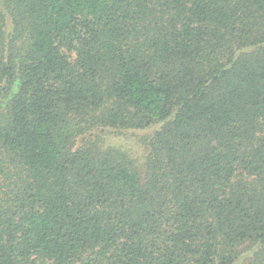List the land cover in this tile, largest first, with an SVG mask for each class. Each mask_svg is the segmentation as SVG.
Returning <instances> with one entry per match:
<instances>
[{"label":"trees","instance_id":"1","mask_svg":"<svg viewBox=\"0 0 264 264\" xmlns=\"http://www.w3.org/2000/svg\"><path fill=\"white\" fill-rule=\"evenodd\" d=\"M0 264H264V0H0Z\"/></svg>","mask_w":264,"mask_h":264}]
</instances>
